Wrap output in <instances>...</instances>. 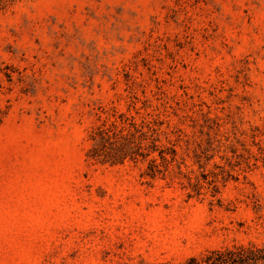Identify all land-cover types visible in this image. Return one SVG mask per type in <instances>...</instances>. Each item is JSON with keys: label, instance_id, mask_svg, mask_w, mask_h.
I'll return each mask as SVG.
<instances>
[{"label": "rangeland", "instance_id": "374dc122", "mask_svg": "<svg viewBox=\"0 0 264 264\" xmlns=\"http://www.w3.org/2000/svg\"><path fill=\"white\" fill-rule=\"evenodd\" d=\"M239 245L264 246V0H0V264Z\"/></svg>", "mask_w": 264, "mask_h": 264}, {"label": "trees", "instance_id": "16d2710c", "mask_svg": "<svg viewBox=\"0 0 264 264\" xmlns=\"http://www.w3.org/2000/svg\"><path fill=\"white\" fill-rule=\"evenodd\" d=\"M164 159V157L162 156ZM151 170L159 171V164L151 160ZM204 260L193 257L186 264H203ZM264 263V246L239 245L225 250H215L207 257V264H260Z\"/></svg>", "mask_w": 264, "mask_h": 264}]
</instances>
